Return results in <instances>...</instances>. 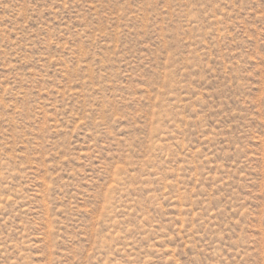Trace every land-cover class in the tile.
Returning <instances> with one entry per match:
<instances>
[{
  "label": "rangeland",
  "instance_id": "374dc122",
  "mask_svg": "<svg viewBox=\"0 0 264 264\" xmlns=\"http://www.w3.org/2000/svg\"><path fill=\"white\" fill-rule=\"evenodd\" d=\"M0 264H264V0H0Z\"/></svg>",
  "mask_w": 264,
  "mask_h": 264
}]
</instances>
